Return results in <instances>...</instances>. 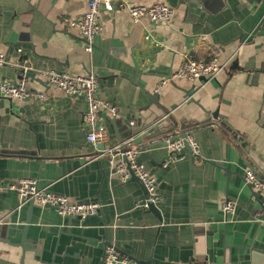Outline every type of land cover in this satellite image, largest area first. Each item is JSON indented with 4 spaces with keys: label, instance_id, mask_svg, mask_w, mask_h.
Segmentation results:
<instances>
[{
    "label": "crops",
    "instance_id": "1",
    "mask_svg": "<svg viewBox=\"0 0 264 264\" xmlns=\"http://www.w3.org/2000/svg\"><path fill=\"white\" fill-rule=\"evenodd\" d=\"M158 2L174 8L171 21H132L130 5ZM86 10V0H0L2 74L16 80L24 65L95 74L101 97L118 107L115 116L102 113L104 148L137 149L159 201L155 210L137 207L144 186L120 180L87 139L86 99L49 88L36 74L28 86L45 99L0 95V179L6 187L34 178L73 202L102 207L70 218L21 205L3 189L0 264H105L107 244L130 264H264V191L245 180L250 167L264 180V0H119L100 14L93 53L68 24ZM213 57L233 61L210 82L173 77L189 58ZM186 132L199 153L186 148L167 164L165 139ZM224 199L236 202L234 215L223 211Z\"/></svg>",
    "mask_w": 264,
    "mask_h": 264
},
{
    "label": "built area",
    "instance_id": "2",
    "mask_svg": "<svg viewBox=\"0 0 264 264\" xmlns=\"http://www.w3.org/2000/svg\"><path fill=\"white\" fill-rule=\"evenodd\" d=\"M86 12L68 21V24L76 27L84 42V49L88 53H93L96 49V38L102 32L100 23L102 11L113 12L119 5V0H86ZM132 21L138 22L147 17L153 22H169L174 16V8L167 3L158 2L150 5L133 4L129 7ZM233 61L230 58L226 63L219 61L217 57L208 60L189 58L173 77L185 78L192 82L200 81L207 83L213 80L228 64ZM8 62L5 53L0 52V95L7 98L23 100L25 98H35L43 100L46 95L41 91H34L28 86L29 73L34 72L46 81L49 88L58 89L72 96H83L87 102V109L84 113V120L90 130L87 134L88 141L94 146L107 144L109 141L108 125L103 112L110 115L118 114V107L112 101L104 99L99 93V81L95 74L72 75L69 72L57 70L34 71L31 66L24 65L21 77L12 80L7 79L2 74V67ZM167 82L163 79L159 84V89ZM134 125L135 122H132ZM176 137V138H175ZM165 144L170 152L167 164L176 162L188 148L193 154L199 153V146L191 132H186L183 136H169L165 139ZM102 154L109 156L110 165L114 173L123 182L136 178L144 186L145 197L137 203V207L146 210L152 205H157L159 196L157 193L156 179L149 174L145 165L138 159V150L130 147L125 142L118 143L108 148H104ZM245 180L248 185H252L257 191H264V180L259 178L258 171L247 168ZM8 189L15 192L21 205L27 202H34L42 208H54L63 216H73L86 218L97 215L102 207L98 201L76 203L67 196L40 187L38 180L34 178H21L9 183L6 187L0 179V191ZM222 209L226 215H234L236 202L232 199H224ZM104 255L105 264H130L132 260L120 254L112 245L106 246Z\"/></svg>",
    "mask_w": 264,
    "mask_h": 264
},
{
    "label": "water",
    "instance_id": "3",
    "mask_svg": "<svg viewBox=\"0 0 264 264\" xmlns=\"http://www.w3.org/2000/svg\"><path fill=\"white\" fill-rule=\"evenodd\" d=\"M36 76V74L34 73V72H31V73H29V77H35ZM188 94L189 95H191L190 94V92H188ZM153 98H152V101H155V102H157V99H158V96L157 95H153L152 96ZM215 116H217L216 115V113L214 114ZM183 135H185V133H182L181 135H178V136H183ZM132 137V136H131ZM176 138V137H175ZM135 140V142H138V143H141L142 142V138L140 137V136H137L136 137V139H134ZM159 144H161V143H159ZM156 145V142H154V141H152L149 145H147L146 147H144V149H150L151 147H153V146H155ZM99 147L100 148H102V150L104 149V144H102V145H99ZM191 153V155H193V153L192 152H190ZM260 179H261V177H259ZM133 180H137L136 178H134ZM250 187H251V189L253 188V186L252 185H249ZM260 192V191H259ZM259 192H253V194L254 195H256L257 197L259 196ZM33 205H34V202H31V207H33ZM150 209H153V210H155L156 208H155V205H152L151 206V208ZM70 218L71 217H73V216H69ZM79 218H81V217H79ZM70 225H72V223H70ZM1 227V226H0ZM108 245H111V244H107V246ZM104 262V261H103Z\"/></svg>",
    "mask_w": 264,
    "mask_h": 264
},
{
    "label": "rangeland",
    "instance_id": "4",
    "mask_svg": "<svg viewBox=\"0 0 264 264\" xmlns=\"http://www.w3.org/2000/svg\"><path fill=\"white\" fill-rule=\"evenodd\" d=\"M3 184V183H2ZM34 204H36V203H34Z\"/></svg>",
    "mask_w": 264,
    "mask_h": 264
}]
</instances>
